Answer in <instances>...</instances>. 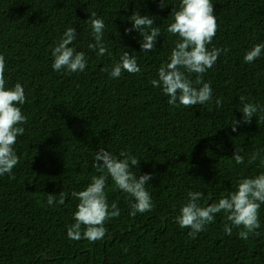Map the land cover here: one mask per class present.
<instances>
[{"label":"trees","instance_id":"16d2710c","mask_svg":"<svg viewBox=\"0 0 264 264\" xmlns=\"http://www.w3.org/2000/svg\"><path fill=\"white\" fill-rule=\"evenodd\" d=\"M211 2L218 30L207 47L229 51L203 75L212 102L185 108L169 105L150 83L179 39L167 32L179 0H162L164 7L161 0H0L6 86L24 87L26 101L18 107L27 117L15 144L19 163L11 175L0 176V264H264V204L259 235L247 240L235 227L225 233L230 222L223 212L195 238L176 222L188 191H200L207 206L234 191L237 180L264 172V121L257 113L244 123L240 112L247 102L264 107V54L251 63L243 59L264 43V0ZM134 11L153 17L160 29L151 52L142 51L136 30L125 32ZM92 12L105 22L110 55L88 48ZM67 27L77 34L70 46L86 55L84 72L52 68V48ZM126 51L140 72L111 78L102 69H111ZM101 148L120 159L122 152L138 158L131 167L137 176L152 174L146 185L152 210L129 215L131 197L92 166ZM237 149L243 164L231 158ZM257 150L261 159L249 163ZM101 174L107 176L108 204L115 202L120 215L106 221L102 240H72L67 229L79 203L73 192ZM48 194L55 195L52 205Z\"/></svg>","mask_w":264,"mask_h":264},{"label":"clouds","instance_id":"9594fccd","mask_svg":"<svg viewBox=\"0 0 264 264\" xmlns=\"http://www.w3.org/2000/svg\"><path fill=\"white\" fill-rule=\"evenodd\" d=\"M161 7H164L161 0ZM172 22L167 27V32L178 36V41L171 50L169 62L162 64L157 70V78L150 83L155 88H160L168 97L167 103L173 107L185 108L211 103L213 100L210 82L203 79L204 73L211 69L219 58L221 52L227 53V48L209 49L218 30L215 10L211 0H179L178 7L172 10ZM91 28L93 43L88 48L96 50L97 55L103 56L109 52L104 42L105 22L96 18L95 12L91 13ZM153 17L141 15L134 11L129 17L131 28L125 32L136 30L142 37L140 47L144 52H151L156 45V38L160 34L159 27H153ZM74 27H67L59 42L52 48V68L55 71L66 70L69 74L84 72L87 66L86 55L70 46L76 39ZM264 54V43L255 44L246 51L243 59L251 63ZM110 55V52H109ZM111 78H120L122 73L136 74L140 72L137 58L129 52H124L119 60L114 62L111 69L105 68ZM5 57L0 55V176L11 175L19 163L15 151L17 137L24 134L21 125L27 123V117L18 105L26 101L24 87L15 83L6 86L4 76ZM195 74V79L190 77ZM241 101L245 98L241 97ZM220 98L215 99L217 107L222 106ZM242 119L249 123L254 114L260 113L259 119L264 121V107L252 102L243 103ZM239 121L232 125V131L237 130ZM118 158L111 152L101 148L94 153L93 167L101 173L107 174L114 181L116 188L131 197L130 216L152 210L151 194L146 185L153 178L152 174L137 176L131 167L138 166L139 159L129 156L127 152ZM236 164L244 163V156L237 149L231 157ZM261 159L260 151L251 155L249 163ZM102 161V163H98ZM264 163V159H261ZM107 176L101 174L92 176L88 186L79 192H73L79 203L73 214L74 223L67 229V236L72 240L87 239L89 242L102 240L107 235L106 221L120 215V209L113 202L108 204L105 192ZM59 203H64V193L60 192ZM55 195L48 194L47 203H54ZM203 194L200 191H188L187 200L181 205L176 222L181 228L190 229L189 235L194 237L205 230L206 225L214 221L217 213L223 212L227 221L224 231L231 235L233 227L237 228L238 236L247 240L249 234L259 235L256 229L260 228L259 209L264 204V172L254 177L241 178L236 182L234 191L220 198L218 202L203 206L200 201Z\"/></svg>","mask_w":264,"mask_h":264}]
</instances>
